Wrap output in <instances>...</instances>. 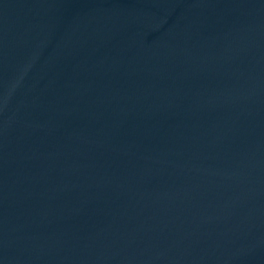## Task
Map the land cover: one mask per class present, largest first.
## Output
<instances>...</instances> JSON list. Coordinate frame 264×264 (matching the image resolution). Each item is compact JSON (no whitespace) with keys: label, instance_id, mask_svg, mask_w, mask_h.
<instances>
[{"label":"water","instance_id":"95a60500","mask_svg":"<svg viewBox=\"0 0 264 264\" xmlns=\"http://www.w3.org/2000/svg\"><path fill=\"white\" fill-rule=\"evenodd\" d=\"M0 264H264V0H0Z\"/></svg>","mask_w":264,"mask_h":264}]
</instances>
